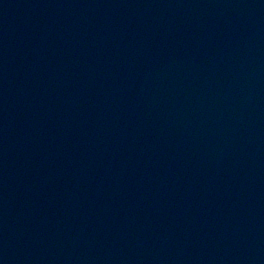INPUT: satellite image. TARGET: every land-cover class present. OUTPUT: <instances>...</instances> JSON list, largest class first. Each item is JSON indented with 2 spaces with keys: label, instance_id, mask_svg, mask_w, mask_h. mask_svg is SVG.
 Returning a JSON list of instances; mask_svg holds the SVG:
<instances>
[{
  "label": "water",
  "instance_id": "water-1",
  "mask_svg": "<svg viewBox=\"0 0 264 264\" xmlns=\"http://www.w3.org/2000/svg\"><path fill=\"white\" fill-rule=\"evenodd\" d=\"M0 264H264V0H0Z\"/></svg>",
  "mask_w": 264,
  "mask_h": 264
}]
</instances>
